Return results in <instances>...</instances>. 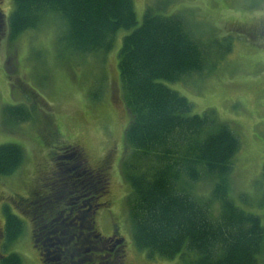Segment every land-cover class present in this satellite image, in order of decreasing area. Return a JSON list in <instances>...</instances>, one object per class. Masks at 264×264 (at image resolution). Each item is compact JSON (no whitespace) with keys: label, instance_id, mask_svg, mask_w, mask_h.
<instances>
[{"label":"trees","instance_id":"1","mask_svg":"<svg viewBox=\"0 0 264 264\" xmlns=\"http://www.w3.org/2000/svg\"><path fill=\"white\" fill-rule=\"evenodd\" d=\"M13 8L11 40L56 15L65 28L61 42L78 56L110 51L117 31L137 26L131 0H13ZM145 13L123 39L117 66L130 121L124 131L130 157L120 175L130 186L126 202L135 246L151 257L178 256L180 264H257L264 256V219L241 211L230 197L238 138L212 111L192 116L188 101L163 84L201 74L208 45L181 17ZM2 116L12 124L32 118L25 106L5 108ZM60 151L39 191L17 200L32 223L38 252L52 245L42 264H122L92 219L108 205L102 199L110 189V158L92 169L80 146ZM23 159L20 147L0 146V176L13 175ZM201 181L209 185L207 196L194 192ZM2 213L0 264H22L20 256L2 250L18 239L23 224L7 205Z\"/></svg>","mask_w":264,"mask_h":264},{"label":"rangeland","instance_id":"2","mask_svg":"<svg viewBox=\"0 0 264 264\" xmlns=\"http://www.w3.org/2000/svg\"><path fill=\"white\" fill-rule=\"evenodd\" d=\"M135 28L119 30L106 53L78 56L62 43L64 27L56 15L47 17L37 30L9 38L8 17L13 0H2L4 23L0 29V146L16 145L23 163L10 176H0V229L2 207L22 222L21 235L2 254L21 257L22 264H41L32 243V223L18 208V199L39 191L42 178L55 170L54 154L68 146H80L92 169L110 158V180L103 205L95 213V229L105 239L116 232L123 239L122 264H180V258L149 256L136 248L128 218L130 186L120 175V165L130 157L124 142L129 124L118 52L123 39L141 25L150 9L163 17L179 16L189 32L204 45L208 56L201 74L179 82H163L184 97L191 115L212 111L239 141L230 175V197L247 214L264 219V37H252L248 29L264 24V0H131ZM250 32V31H249ZM25 106L31 120L15 124L2 111ZM204 181L195 186L208 195ZM264 225V223H263ZM0 230V246L3 241ZM1 249V248H0ZM264 264V256L257 257Z\"/></svg>","mask_w":264,"mask_h":264},{"label":"flooded vegetation","instance_id":"3","mask_svg":"<svg viewBox=\"0 0 264 264\" xmlns=\"http://www.w3.org/2000/svg\"><path fill=\"white\" fill-rule=\"evenodd\" d=\"M1 3H2V0H0V5H1ZM2 26H3V20H1V18H0V29L2 28ZM250 31V32H249ZM248 34H250L252 37H256V36H261V37H264V24L263 25H261V26H256L254 29H251V30H249L248 29ZM54 162V161H53ZM101 166V165H100ZM99 166V167H100ZM54 167H55V165H54ZM55 169H56V167H55ZM97 169V168H96ZM109 169V168H108ZM108 172V171H107ZM107 203V202H106ZM109 204V203H108ZM97 212V211H96ZM96 212H94L93 214H92V219H93V221H94V226H95V219H94V216H95V213ZM1 230V233H2V230H3V228L2 229H0ZM31 233H32V231H31ZM100 235V234H99ZM101 236V235H100ZM102 237V236H101ZM103 238V237H102ZM109 245H111V247H112V250L114 251V250H116L117 252H118V254H124V252H123V250H121V248H122V246H123V239H121V238H119V236H118V233L116 232L111 238H108V239H105V238H103ZM32 243H33V247H34V249H35V251H36V253L38 254V258H39V261H40V263L42 264V259L44 260V258L45 257H48V256H50L51 255V253L49 252V249H51V247H52V245L50 246V248H48L47 250H44L43 249V251H42V253H39L38 252V247H39V245H38V243L36 242V241H34L33 240V233H32ZM123 257V256H122ZM55 261V263L54 264H59L58 263V260L57 259H54ZM45 261V260H44Z\"/></svg>","mask_w":264,"mask_h":264}]
</instances>
